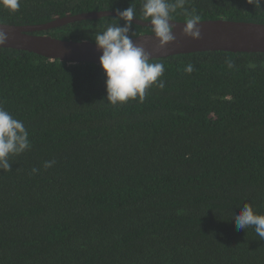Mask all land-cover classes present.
Listing matches in <instances>:
<instances>
[{
	"label": "trees",
	"instance_id": "16d2710c",
	"mask_svg": "<svg viewBox=\"0 0 264 264\" xmlns=\"http://www.w3.org/2000/svg\"><path fill=\"white\" fill-rule=\"evenodd\" d=\"M141 3L21 0L17 12L0 5V22L41 24L130 4L143 20ZM185 7L200 20L264 23V8L246 0ZM117 22L104 16L37 33L95 42ZM132 27L135 36L152 32ZM150 61L164 63L165 87L113 106L100 63L0 47V103L31 141L10 157V171L0 170V264H264V240L235 223L245 203L264 214V52Z\"/></svg>",
	"mask_w": 264,
	"mask_h": 264
},
{
	"label": "clouds",
	"instance_id": "9594fccd",
	"mask_svg": "<svg viewBox=\"0 0 264 264\" xmlns=\"http://www.w3.org/2000/svg\"><path fill=\"white\" fill-rule=\"evenodd\" d=\"M187 0H142L140 12L144 21H149L152 33L158 39L159 46L176 40L173 31L175 28L173 13L178 9L184 10L185 23L181 29L184 36L200 39V15L195 9L191 12L185 7ZM246 3L257 9L264 8V0H246ZM0 5L17 12L21 0H0ZM116 16L123 20V26L118 22L110 24L95 36V43L102 54L99 57L100 65L105 73L107 101L115 106L130 99L143 102L148 90L155 86L163 89L165 82L160 79L165 71L163 62H151L150 54L141 45L133 43L135 36L133 18L137 17L136 8L130 4L128 8L115 9ZM8 40V33L0 27V45ZM229 69L234 67L231 57L225 58ZM194 66L188 63L184 71L191 73ZM30 133L24 121L14 115L0 103V170L10 171V157L19 156L31 147ZM55 161H46L45 168L51 167ZM33 173L38 169L33 168ZM236 229L242 230L254 227L256 235L264 240V214H260L250 203H245L235 214Z\"/></svg>",
	"mask_w": 264,
	"mask_h": 264
},
{
	"label": "water",
	"instance_id": "95a60500",
	"mask_svg": "<svg viewBox=\"0 0 264 264\" xmlns=\"http://www.w3.org/2000/svg\"><path fill=\"white\" fill-rule=\"evenodd\" d=\"M104 16H116L115 10L66 14L41 24L15 25L0 22V27L8 33V40L0 47L34 52L51 60L58 59L69 63H100L99 57L102 52L95 42L63 40L37 32ZM133 22L141 26H151L149 21L135 17ZM170 23L175 24L173 31L175 41L160 47L158 39L151 32L131 37L133 43L143 46L150 54V59L201 51L264 52V23L225 19L200 20V39H192L182 34L181 29L185 21H170Z\"/></svg>",
	"mask_w": 264,
	"mask_h": 264
}]
</instances>
